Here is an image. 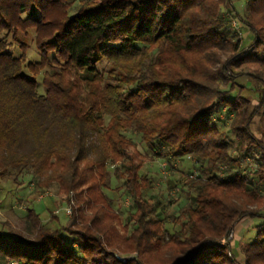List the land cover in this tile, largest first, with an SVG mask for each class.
Instances as JSON below:
<instances>
[{
    "label": "trees",
    "instance_id": "trees-1",
    "mask_svg": "<svg viewBox=\"0 0 264 264\" xmlns=\"http://www.w3.org/2000/svg\"><path fill=\"white\" fill-rule=\"evenodd\" d=\"M229 1L0 0V177L27 174L40 185L59 173L56 180L72 190L94 168L103 180L108 163L122 159L129 163L120 167L124 189L141 214L138 229L162 224L168 242L183 247L166 264H240L222 241L247 217L260 222L255 239L241 245L242 264H264L263 207L248 205L264 200V151L255 171L217 175L238 167L251 146H263L252 122L264 116V88L249 114L252 100L241 95L247 86L237 83L243 74L234 71L264 64V34L251 19V12H264V0L246 1L243 21L254 44L243 54L242 41L222 13ZM29 37L39 61L28 59L24 40ZM13 45L27 51L16 56ZM102 60L107 68L100 71ZM129 131L166 158L168 170L187 156L211 167L207 180L179 183L192 202L171 222L166 216L144 222L148 208L136 196L139 181L148 183L145 189L151 181L140 180L142 166L127 154ZM229 135L236 140V156ZM228 192L243 201L228 200ZM149 210L157 212L159 204ZM183 216L184 229L171 233L167 224H180ZM28 217L39 224L34 241L0 233V253L12 264H111L99 236L82 234L83 243L68 245L61 228L51 231L31 211ZM93 244L99 260L107 261L94 260Z\"/></svg>",
    "mask_w": 264,
    "mask_h": 264
},
{
    "label": "rangeland",
    "instance_id": "rangeland-1",
    "mask_svg": "<svg viewBox=\"0 0 264 264\" xmlns=\"http://www.w3.org/2000/svg\"><path fill=\"white\" fill-rule=\"evenodd\" d=\"M246 1L251 0H230L224 3L222 10L224 16L229 20L231 32L236 34L242 41L240 49L242 54L244 51L246 52L245 48L247 46L254 44V34L244 23L247 20V13L244 12ZM231 4L234 5L236 12L241 14L242 17L236 16L237 14ZM251 13L253 23L258 25V28L264 34V12ZM24 42L25 46L29 47L28 59L31 62L39 61L32 38L29 37ZM11 50L15 52L16 56L25 50L27 51V49L24 50L14 45ZM105 68H107V62L102 60L98 65V69L102 71ZM234 72L243 74L237 79V83L240 86H247L241 95L252 100V104L248 106L250 114L259 105L261 93L259 89L264 88V64H245ZM85 74L82 73V75ZM236 90L238 93L239 88L236 87ZM39 91H42L41 85ZM245 107L244 104L240 108ZM107 123L108 119L105 120V124ZM252 131L255 137L263 142L261 147L263 150L257 148L256 145L255 147L251 146L248 157L239 165L240 167L222 168L223 171L217 170V175L220 178H226L224 170H230L232 173L242 170L244 174L248 172V168L251 171L256 170L257 160L261 156V151H264V116L254 117ZM127 137L130 139L127 154L132 157L136 165L142 166L139 171V175L142 177L140 180L147 179L151 181L149 189H145L148 183L143 185L142 181H139L140 189L138 196H136L138 201H142L145 204L144 206L148 208L144 222H158L165 216L170 219V222L172 219L178 218L187 205L192 202L190 191L183 189L179 183L203 182L207 180L211 167H201L196 164L192 157L187 156L174 160L172 168L168 170L166 158L149 150L140 135L129 131ZM229 138L232 155L236 156V140L231 135H229ZM122 165L129 166V163L122 159H118L114 164L108 163V173L103 180L101 171L94 168L87 173V181L72 190L67 189L65 185L56 180L59 173L54 175L50 173L53 175L52 177L49 174L52 179L49 181L44 178V183L40 185H37L27 174L12 173V175L0 177V233L6 237L11 236L34 241L35 236L39 233V224L36 225L37 222L33 217H28V213L31 211L33 215L39 214L43 224H48L47 226L51 231L61 228L68 245L83 243L82 234H89L90 232L99 236L103 241L104 255L111 260L108 261L111 264H134L137 262L166 264L177 256L183 247L168 242V236L162 233V224L160 226L146 225L138 229V226H140L138 220L141 214L136 210L137 207L135 206L137 205L134 203L132 194L124 189V180L121 177H123L125 170L124 168L120 169ZM83 166L84 164L80 165L82 169ZM116 168L119 169L117 172L118 178L114 173ZM60 172L62 173V171ZM124 178L126 179L127 176ZM101 181L107 182V186L100 187ZM226 196L228 200L236 204L243 201V198L236 193L228 192ZM153 204H159L157 212L149 210V205ZM248 205L250 209L263 207L264 211V200L260 199L258 201L256 199L255 203L248 202ZM68 209L70 214L67 213ZM50 214L51 218H49ZM49 219L51 220L48 221ZM186 221V216H183L181 223L175 225L176 228L174 225L170 226V224H167V228L170 229L171 233L178 232L182 228L184 229ZM259 222V219L248 217L243 219L235 226L233 233L222 241V244L236 255V259L240 264L244 261L241 254V245L255 239V226L259 225ZM242 226L243 229H239ZM146 233L150 235V239L145 238ZM151 234L158 237V239L153 238ZM84 242L87 244L88 241ZM96 246L94 245L93 248L94 260L102 263L107 261L106 259L99 260L101 257L99 255L100 251L95 248ZM8 260L4 259L0 253V264H12Z\"/></svg>",
    "mask_w": 264,
    "mask_h": 264
},
{
    "label": "crops",
    "instance_id": "crops-1",
    "mask_svg": "<svg viewBox=\"0 0 264 264\" xmlns=\"http://www.w3.org/2000/svg\"><path fill=\"white\" fill-rule=\"evenodd\" d=\"M249 228V227H248ZM239 229H243V226L242 227H239ZM237 236V235H236ZM239 250V249H238Z\"/></svg>",
    "mask_w": 264,
    "mask_h": 264
},
{
    "label": "built area",
    "instance_id": "built-area-1",
    "mask_svg": "<svg viewBox=\"0 0 264 264\" xmlns=\"http://www.w3.org/2000/svg\"><path fill=\"white\" fill-rule=\"evenodd\" d=\"M67 213H68V214H70V211H69V209L67 210Z\"/></svg>",
    "mask_w": 264,
    "mask_h": 264
}]
</instances>
